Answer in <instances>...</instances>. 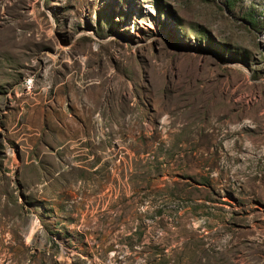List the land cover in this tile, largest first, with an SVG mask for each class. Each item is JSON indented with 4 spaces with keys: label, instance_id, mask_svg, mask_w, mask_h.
Segmentation results:
<instances>
[{
    "label": "rangeland",
    "instance_id": "374dc122",
    "mask_svg": "<svg viewBox=\"0 0 264 264\" xmlns=\"http://www.w3.org/2000/svg\"><path fill=\"white\" fill-rule=\"evenodd\" d=\"M0 264H264V0H0Z\"/></svg>",
    "mask_w": 264,
    "mask_h": 264
},
{
    "label": "trees",
    "instance_id": "16d2710c",
    "mask_svg": "<svg viewBox=\"0 0 264 264\" xmlns=\"http://www.w3.org/2000/svg\"><path fill=\"white\" fill-rule=\"evenodd\" d=\"M233 1H234V0H229L230 4H233ZM251 20H252V18H251ZM252 23H253V22H252Z\"/></svg>",
    "mask_w": 264,
    "mask_h": 264
}]
</instances>
